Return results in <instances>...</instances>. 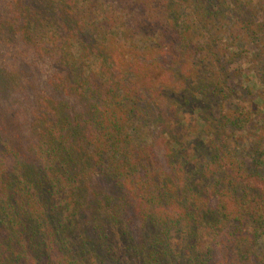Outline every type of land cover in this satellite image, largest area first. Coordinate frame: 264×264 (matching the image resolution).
<instances>
[{
  "label": "trees",
  "instance_id": "1",
  "mask_svg": "<svg viewBox=\"0 0 264 264\" xmlns=\"http://www.w3.org/2000/svg\"><path fill=\"white\" fill-rule=\"evenodd\" d=\"M3 5L0 45L35 57L0 66V264H264V111L229 67L264 84V0Z\"/></svg>",
  "mask_w": 264,
  "mask_h": 264
},
{
  "label": "rangeland",
  "instance_id": "2",
  "mask_svg": "<svg viewBox=\"0 0 264 264\" xmlns=\"http://www.w3.org/2000/svg\"><path fill=\"white\" fill-rule=\"evenodd\" d=\"M4 2H7V0H0V15H4L5 13V7L3 5ZM261 15H264V12H262ZM34 57L35 56L28 50H26L23 57H19L14 50L9 51L5 46L0 45V66L5 67L11 64L12 67L26 73L29 69L25 67L23 63L32 66ZM40 61L41 63L38 64L37 68L41 71V74L47 76L54 71L48 62L43 63L42 60ZM229 67L238 68L242 72L240 78L234 80L230 86L234 93V96L231 98V104L237 103L239 105H243L244 107L264 111V94L263 98L259 96L260 91L264 90V84L262 85L257 83L254 73H252L247 64H245L241 59H237L235 62L230 63ZM25 79H27V77ZM242 89H246L247 93L245 94ZM191 104L182 105L181 111L177 114L176 119L184 125L187 123L191 124V122L195 121V126L199 129L201 127V121L196 116V111L192 112V108L195 105L193 104L192 107ZM202 106L205 110L204 116L209 120L217 116L218 110L223 108H219V103L213 100L208 103H203ZM253 123H256L255 119ZM253 123L251 122L248 127L243 130V132L235 133L233 136L235 143L238 144V150L241 155L247 153L250 144L259 140L257 139V135H262V131L258 130V126L253 125ZM172 134L174 135L173 132ZM258 251L264 252V244H260L258 246Z\"/></svg>",
  "mask_w": 264,
  "mask_h": 264
}]
</instances>
